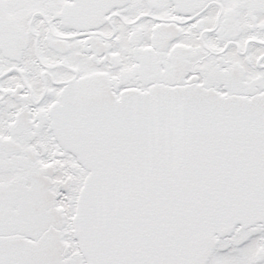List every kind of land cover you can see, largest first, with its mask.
I'll return each instance as SVG.
<instances>
[{
    "label": "snow or ice",
    "instance_id": "6c2138e0",
    "mask_svg": "<svg viewBox=\"0 0 264 264\" xmlns=\"http://www.w3.org/2000/svg\"><path fill=\"white\" fill-rule=\"evenodd\" d=\"M0 264H264V0H0Z\"/></svg>",
    "mask_w": 264,
    "mask_h": 264
}]
</instances>
